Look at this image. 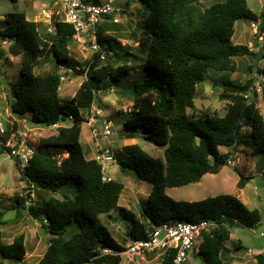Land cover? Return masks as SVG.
Returning a JSON list of instances; mask_svg holds the SVG:
<instances>
[{
  "label": "trees",
  "instance_id": "obj_1",
  "mask_svg": "<svg viewBox=\"0 0 264 264\" xmlns=\"http://www.w3.org/2000/svg\"><path fill=\"white\" fill-rule=\"evenodd\" d=\"M142 2L148 5L150 14L141 24L145 35H141L139 48L148 50L149 56L142 66L143 79L135 83L133 114L125 121L121 133L132 138L134 129L145 127L146 139L165 146V152L164 157L152 156L138 143L126 144L118 153V163L122 170H134L141 179L152 183L148 199L141 204L144 222L119 205L124 183L114 178L104 180L101 163L87 156L81 142L86 120L83 110L92 108L105 80L117 84L131 74L133 67L126 55H133V47L123 49L109 35L98 36L102 50L95 51L87 65L80 69L70 49L75 34L71 23L56 20L50 31L41 22L29 19L24 11L5 15L0 42L10 41L8 52L22 57V76L11 84V111L15 115L30 112L34 123L58 126L41 139L42 146L34 145L29 163L21 166V179L26 180L30 188L49 192H57L69 184L77 188L74 198L50 196L41 204L27 205L33 200L32 196H17L16 207L28 208L51 234L50 244L38 264H85L88 261L122 264V252L127 248L100 218L101 214L111 215L115 210H121L125 217L132 216L129 217L134 223L131 236L144 239L149 223L216 221L218 228L205 233L199 246L205 264H226L225 245L233 229L237 226L253 228L262 220L260 209L249 207L233 194L175 200L167 189L199 182L207 173L220 172L233 155L231 150L221 151V146L248 145L254 155H264V115L255 98L246 97L249 92L256 93L257 78L241 83L230 74L237 70L236 58L256 54L253 47L232 41L236 22L243 18L260 22L259 29L263 32L264 13L252 10L247 0H220L211 5H205L202 0ZM118 49H123V54ZM103 53L108 61L102 59ZM113 54L124 63L117 65L110 61ZM50 57L56 63V70L35 73L42 58ZM62 67L85 76L66 104L59 97ZM211 72L223 73L214 83L223 88L220 98L228 101L224 115L210 107L196 110L198 85L207 80ZM67 119L73 121L72 125H60ZM248 126L250 132L245 131ZM249 178L241 175L238 186L243 188ZM3 216L0 213V224L5 223ZM72 223L78 225L79 231L68 237L67 228ZM106 248L113 252L105 253ZM26 253L24 234L9 243L0 230V264L22 262ZM174 255V250L166 251L159 264H174ZM256 259L253 264H264V254L257 255Z\"/></svg>",
  "mask_w": 264,
  "mask_h": 264
},
{
  "label": "rangeland",
  "instance_id": "obj_2",
  "mask_svg": "<svg viewBox=\"0 0 264 264\" xmlns=\"http://www.w3.org/2000/svg\"><path fill=\"white\" fill-rule=\"evenodd\" d=\"M55 1H57V4H55ZM87 1L99 3L105 0ZM114 1L115 6L122 9L119 16L120 22L114 24L112 20H104L102 24H99L100 26H95L92 31L96 32L98 36L103 34L105 36L109 35L116 41V45L123 47V49L127 46H132L133 49L131 51H133V55L128 54L126 56L129 58L128 63L133 67V70L120 83L113 84L109 79L105 80L101 84L102 90L97 93L92 108L90 110H83L82 114L86 120L93 114L101 119L107 118L111 120L115 131L120 134H118L120 138L114 141L113 144L115 161L108 167L107 172L125 185L119 205L128 209L133 216L144 222L141 204L148 199L152 191V183L141 179L134 170H122L118 163V153L123 149L124 145L138 143L152 156L164 157L165 146L146 139L147 131L145 127L141 126L134 129L135 133L132 138L126 135L123 136L121 133V129L125 127V121L133 114V102L136 96L135 83L143 79L142 66L149 56L148 50L142 51L139 48V40L142 37L141 35H145L141 24L143 21H147L150 9L147 4H143L142 0ZM127 1H129L128 5ZM216 1L220 0H202L205 5H211ZM247 1L250 8L256 13H264V0ZM47 2L49 0H0V29L5 26V15L9 12L24 11L27 13L29 19L39 21L45 25L46 20L42 11L44 8L50 7L55 12L53 16L54 21L64 18L56 12L58 8L62 9V4L59 0H54L50 6H47ZM253 23L260 26L258 22L252 21L249 18H243L236 22L235 34L232 41L236 44H247L253 47L256 54L236 58L237 70L230 72V74L232 79L241 83H245L252 77L257 78L255 81L256 85L260 83V86H255V94L249 92L248 95L250 99L255 98L254 100L264 115V39L260 38V35H262L260 27L256 30ZM89 37L87 35V41L85 42H80L74 38L70 45L73 59H75L80 69L87 65L94 53ZM9 46L10 41L0 42V113L4 118H8L9 115H12L13 118H18L11 111V84L22 76V57L11 55L8 52ZM123 49H118L121 54H123ZM110 61L117 65L124 63L123 59L115 58V54L110 55ZM55 70L56 63L52 57L42 58L39 65L35 68V73ZM60 72L65 74L66 68H61ZM222 74L211 72L208 75V79L198 85L196 110L210 107L220 115L226 113L228 101L220 98L223 88L214 83V79L220 77ZM84 79V74H75L73 72L69 75L68 79L62 81L59 89V97L62 103L66 104L71 101ZM96 110H101V113L96 114ZM193 111L195 109L190 110L191 113ZM26 118L27 128L31 131L29 138L33 146H42L41 139L49 136L53 130L58 129V126L53 128L34 123L30 112L26 114ZM86 120L82 126L81 142L87 152V156L95 158L97 149L104 144V139L94 137ZM72 123L71 119H67L66 122L60 125L70 126ZM250 130V126L245 128V131L250 132ZM220 149L223 152L233 151L232 163L223 167L218 173H207L199 182L169 187L167 192L175 200H201L219 194H233L240 197L249 207L260 209L262 220L253 227L257 234L253 233L249 227L237 226L233 229L230 240L226 242V247L232 248L233 246L234 248L236 245H241L239 241H242L243 248L241 247L242 249L237 253L244 255L246 248L258 250L263 246V239L259 236V232L264 230V155H254L252 148L248 145L235 148L223 146ZM21 166L24 165L17 162L16 159L11 158L7 151L0 150V213H3V220L5 221V223L0 224V230L4 234L5 242L9 243L13 242L16 236L24 234L27 249L25 264H38L50 244L51 234L44 229L41 221L29 213L28 208L16 207L18 206L17 196L21 197L26 194L32 196L33 200H29L27 205L30 203L41 204L45 198H49L50 196L60 199L66 196L74 198L77 194V188L75 184H69L57 192H49L37 187L30 188L28 182L21 179ZM241 175L250 176L243 188L238 186ZM111 214H101V221L111 230L118 242L126 247L129 239L132 237L131 229L134 223L133 219L129 218L132 216L125 217L121 210L113 211ZM113 217H116L117 223H115ZM78 231V225L72 223L67 228L66 236L70 237ZM195 250L198 253L199 245L196 246ZM158 255L148 253L143 259L140 256H135L132 260L128 257V254H124L123 261L125 264H129L130 262L133 264H159L161 257H159L160 259L156 258ZM247 259L254 261L255 257ZM224 261L227 264H239V260L236 258L231 260L229 257H226ZM202 262H205L203 255L191 253L188 264H200Z\"/></svg>",
  "mask_w": 264,
  "mask_h": 264
},
{
  "label": "built area",
  "instance_id": "obj_3",
  "mask_svg": "<svg viewBox=\"0 0 264 264\" xmlns=\"http://www.w3.org/2000/svg\"><path fill=\"white\" fill-rule=\"evenodd\" d=\"M62 4V9L57 10V14L63 16L59 20L71 23L75 29L74 38L80 42L87 41V35L92 42L94 52L101 51L102 46L98 42V35L92 31L95 26L102 24L104 20H112L114 23H119V16L122 9L115 6L114 0H105L99 3L89 2L87 0H59ZM46 22L44 23L51 31L55 21L53 16L55 12L50 7L44 8L42 11ZM260 24V22H258ZM257 30L259 25L253 23ZM86 35V36H85ZM260 38L264 39V30ZM102 59H106V54H102ZM64 68V67H62ZM75 72L71 68H66V73L63 74L62 79L69 78L71 73ZM259 80V79H258ZM257 85L260 86V83ZM255 83V86H257ZM101 90H99L100 92ZM98 92V93H99ZM250 98L249 95H246ZM101 110H96V114H100ZM18 118H13L9 115L8 118L2 117L0 113V150L7 151L11 158L17 160L22 165H27L34 154V146L29 138L31 131L27 128L26 115H16ZM94 135L104 139V147L97 149L96 159L101 163L104 180H111L113 177L107 172L108 167L114 158V141L120 137L115 131L111 120L105 118L101 119L94 114L86 121ZM57 125L52 126L53 128ZM120 135V134H119ZM232 160H229V164ZM33 187V186H32ZM45 219V223H47ZM219 224L216 221L202 220L199 222L191 220H179L175 222H163L161 224H148L147 238L132 237L128 242L127 250L122 254L127 253L132 256L144 257L148 253H156L174 250L175 255L174 264H188L191 253L195 250L200 240L203 239L205 233L211 232L218 228ZM252 232H257L251 228ZM259 236L263 239V247L255 250L253 248H246L244 255L238 254L235 250L232 251V256L236 259H247L264 254V231L259 232ZM113 252L106 248L105 253Z\"/></svg>",
  "mask_w": 264,
  "mask_h": 264
},
{
  "label": "crops",
  "instance_id": "obj_4",
  "mask_svg": "<svg viewBox=\"0 0 264 264\" xmlns=\"http://www.w3.org/2000/svg\"><path fill=\"white\" fill-rule=\"evenodd\" d=\"M54 0H49V2H47V6H50L51 4H52V2H53ZM55 4H57V1H55ZM57 10H61V9H57ZM56 10V11H57ZM102 144V143H101ZM104 147V144L102 145V148ZM223 146H221L220 148H222ZM85 150V149H84ZM222 151V150H221ZM86 152V151H85ZM225 152H227V151H225ZM87 153V152H86ZM89 158H92V157H89ZM114 178V177H113ZM115 179V178H114ZM240 198V197H239ZM122 207V206H121ZM116 211V210H115ZM112 215V214H111ZM113 220L115 221V223H117V220H116V217H113ZM264 231V230H263ZM132 239V237L129 239V241ZM203 239H201L200 240V242H199V246H200V243H201V241H202ZM239 242H241V245H236L234 248H233V246H232V248H230V247H226L227 248V254H226V257H229L231 260H233L234 259V257L232 256V251L233 250H235L236 252H238L239 250H241L242 248H243V244H242V241H239ZM127 245H128V243H127ZM238 246H241L242 248H240V247H238ZM127 247V246H126ZM263 247V246H262ZM237 248H240V249H237ZM194 254H201V255H203L200 251H198V253H197V251L196 250H193L192 251ZM156 253H158V254H156ZM156 253H153V254H155V255H158L156 258H159V257H161L164 253L161 251V252H156ZM124 254H127V253H124ZM124 254H122L123 256H124ZM148 254H146L144 257H142V256H140V258L141 259H143V258H145L146 256H147ZM204 256V255H203ZM128 257L130 258V259H132L133 260V258L135 257V256H132V255H130V254H128ZM225 257V258H226ZM191 258V257H190ZM160 259V258H159ZM205 259V258H204ZM239 260V264H253V263H255V261L257 260L256 258H255V260L254 261H251V260H249V259H247V260H245V259H238ZM190 261V260H189ZM3 264H14V263H11V262H9V261H4V263ZM17 264H25V259L22 261V262H19V263H17ZM122 264H125L124 263V261H122ZM129 264H133L132 262H130ZM200 264H205V262H202V263H200ZM227 264V263H226Z\"/></svg>",
  "mask_w": 264,
  "mask_h": 264
},
{
  "label": "water",
  "instance_id": "obj_5",
  "mask_svg": "<svg viewBox=\"0 0 264 264\" xmlns=\"http://www.w3.org/2000/svg\"><path fill=\"white\" fill-rule=\"evenodd\" d=\"M85 264H91V261L86 262Z\"/></svg>",
  "mask_w": 264,
  "mask_h": 264
}]
</instances>
